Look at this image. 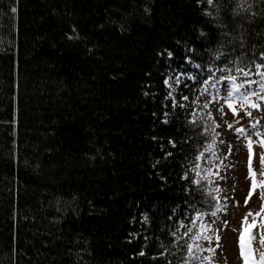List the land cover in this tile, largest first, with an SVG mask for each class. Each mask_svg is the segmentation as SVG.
Returning <instances> with one entry per match:
<instances>
[{
    "label": "trees",
    "instance_id": "1",
    "mask_svg": "<svg viewBox=\"0 0 264 264\" xmlns=\"http://www.w3.org/2000/svg\"><path fill=\"white\" fill-rule=\"evenodd\" d=\"M256 64L264 0H0V264H185L195 100Z\"/></svg>",
    "mask_w": 264,
    "mask_h": 264
},
{
    "label": "rangeland",
    "instance_id": "2",
    "mask_svg": "<svg viewBox=\"0 0 264 264\" xmlns=\"http://www.w3.org/2000/svg\"><path fill=\"white\" fill-rule=\"evenodd\" d=\"M264 70V69H262ZM188 76L178 73L175 76H168L166 81L170 89L171 95L177 91L178 87L183 83V78H188ZM227 76L213 77L208 79L200 90V94L195 100L197 104L194 113L197 119L200 117L208 118V114L211 113L212 119H209L211 123L213 121L216 125L215 128L216 139L214 148L212 151L208 150V146L213 143L208 144L202 152L197 156L195 165V180L199 182H206L209 187L212 188L213 196L217 197L215 199L217 205L222 209L217 212L216 216H212V212L202 213V221L208 224L212 231L208 233L212 236V242L209 243L206 240H200L199 243L204 248H215L216 252L213 258L212 264H244L243 259L240 256L239 251V232L243 230L242 221L248 212L255 214L259 211L261 207L260 192L264 189L257 188L253 191V194L248 198V193L251 190V180L248 178V157L249 153L246 148L247 140L235 131L236 128H245L247 130L248 136L255 142L258 139L264 138L257 137L253 135L257 129L251 128V125L259 120L260 124L258 129L264 133V103L261 104V110L246 108L241 110L239 108V102H236V109L238 115H233L232 110L228 109L224 96L226 95L225 89L228 87V81L225 79ZM177 78L179 80L177 81ZM220 80L221 82L212 87L211 84L214 80ZM252 80H259L258 76H254ZM237 82H240L237 80ZM258 84H253V89H258ZM207 88L208 91L205 92L204 89ZM217 88L219 91V99L217 101ZM255 100V97H253ZM208 102V108L204 109L202 105ZM223 107V112L219 109ZM251 112L252 116L246 115V112ZM239 121V122H237ZM229 124L233 127L230 129ZM264 153V149L259 147L258 144H253L252 150V168L257 173L256 179H264V176L260 175L261 169V154ZM212 172L211 176H208V171ZM199 172V176H197ZM201 177H207V179H201ZM219 188L220 191L216 192L214 189ZM248 199L247 204H245V199ZM264 216V213L261 214ZM201 216V214L197 215ZM196 216V217H197ZM195 217V218H196ZM249 222H251L252 217H249ZM257 227L251 229V232L256 239L252 241L253 249L259 248V233L264 231L259 228L260 217H256ZM196 233L197 229L201 225L200 220L194 219ZM193 233V234H194ZM219 237V246L217 247V242L215 237ZM192 242V239L190 243ZM202 256H211L209 252H203ZM254 258L259 259V253L254 251ZM190 264H201L198 260L190 261ZM206 264V262H205Z\"/></svg>",
    "mask_w": 264,
    "mask_h": 264
},
{
    "label": "snow or ice",
    "instance_id": "3",
    "mask_svg": "<svg viewBox=\"0 0 264 264\" xmlns=\"http://www.w3.org/2000/svg\"><path fill=\"white\" fill-rule=\"evenodd\" d=\"M239 2V0H238ZM246 2V0H244ZM208 3L211 4L212 0H208ZM264 64H256L255 65V72L252 71L251 68H248L247 70L245 68L238 67L236 71L240 74L241 77L244 79H241L238 83V76H234L229 74L225 79L228 81V87L225 89L226 95L224 96V100L226 102V105L228 109L232 110L233 115H238L237 109H236V102H239V108L241 110L246 108L261 110V104L264 103ZM252 75H256L259 77V80H252L250 77ZM179 78H177V81ZM220 80H214L211 84L212 87H215L216 84L220 83ZM165 83H168V81H165ZM207 83V82H206ZM258 84V89H253L252 85ZM205 92L208 91L207 88L204 89ZM219 89L217 88V95L216 99L218 101L219 99ZM171 95V93H169ZM255 97V100L253 99ZM184 99H187V97H184ZM175 106V105H174ZM182 106V105H181ZM202 107L204 109L208 108V102H205ZM221 112H223V107L219 109ZM195 115V114H194ZM246 115L251 117L252 113L246 112ZM208 119H212L211 113L208 114ZM167 123V121H164ZM195 123V120L192 121ZM239 122V121H237ZM260 124L259 120H256L252 125L251 128L257 129L256 132L253 133V135L257 137L264 136V133H262L258 126ZM219 125H216L213 121V124L210 126L213 133H215V128ZM228 127L231 129L233 127L232 124H229ZM235 131L239 133L241 136H243L246 140V148L249 153L248 157V178L251 180V190L248 193V198H250L253 194V191H255L257 188L264 189V179L257 180L256 176L257 173L252 168V150H253V144L256 143L264 149V138L258 139L257 141H253L247 134V130L243 127L236 128ZM216 139V134L213 135V143L208 146V150L212 151L214 148ZM200 157H197L199 159ZM261 160V169H260V175L264 176V153L261 154L260 157ZM197 168H199V165H196ZM208 176L212 175V172L209 170L207 173ZM197 176H199V172H197ZM201 179H207V177H201ZM195 183L199 184V181H195ZM214 191L219 192L220 189L216 188ZM211 194V193H209ZM213 199H218L217 197H213ZM260 199H261V207L258 212L253 214L252 212H248L243 221H242V228L243 230L239 232V251L240 256L244 261V264H264V231H261L259 233V248L253 249L252 241L256 239V236H254L251 232V229L254 227H257V221L256 217H260V224L259 228L264 230V216L261 214L264 213V191L260 192ZM248 199H245V204H247ZM222 209L217 205L216 211L212 212V216H216L217 212L221 211ZM249 217H252L251 222H249ZM196 220L201 221L200 227L197 229L196 233L192 235V242L186 244V250H187V258L185 260V264H190V261L192 260H198L201 262V264H212L213 258L216 252L215 248H204L199 243L200 240H206L209 243L212 242L213 237L209 236L208 233L212 231L211 227L208 224L203 223L202 221V214L201 216H197L195 218ZM217 242V247L219 246V237H215ZM209 252L212 255L211 256H202L201 254L203 252ZM254 251L259 253V259L254 258ZM143 253H141L142 255Z\"/></svg>",
    "mask_w": 264,
    "mask_h": 264
}]
</instances>
